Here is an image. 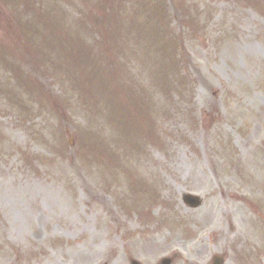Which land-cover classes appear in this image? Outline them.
I'll return each instance as SVG.
<instances>
[{
    "label": "rangeland",
    "instance_id": "1",
    "mask_svg": "<svg viewBox=\"0 0 264 264\" xmlns=\"http://www.w3.org/2000/svg\"><path fill=\"white\" fill-rule=\"evenodd\" d=\"M214 255L264 264V0H0V264Z\"/></svg>",
    "mask_w": 264,
    "mask_h": 264
},
{
    "label": "water",
    "instance_id": "2",
    "mask_svg": "<svg viewBox=\"0 0 264 264\" xmlns=\"http://www.w3.org/2000/svg\"><path fill=\"white\" fill-rule=\"evenodd\" d=\"M183 200L186 203H189L193 206L198 205L200 199L196 196L190 195V194H184L183 195ZM168 260L164 261L163 264H168ZM215 264H220V258L216 257Z\"/></svg>",
    "mask_w": 264,
    "mask_h": 264
}]
</instances>
